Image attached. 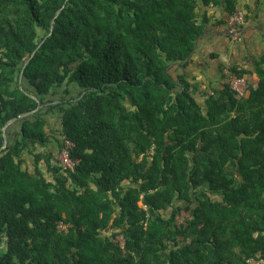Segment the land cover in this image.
<instances>
[{"label":"trees","instance_id":"obj_1","mask_svg":"<svg viewBox=\"0 0 264 264\" xmlns=\"http://www.w3.org/2000/svg\"><path fill=\"white\" fill-rule=\"evenodd\" d=\"M201 4L237 0H0V264L264 261V57L199 102Z\"/></svg>","mask_w":264,"mask_h":264},{"label":"crops","instance_id":"obj_2","mask_svg":"<svg viewBox=\"0 0 264 264\" xmlns=\"http://www.w3.org/2000/svg\"><path fill=\"white\" fill-rule=\"evenodd\" d=\"M237 7L245 12L246 21L242 36L232 40L227 33L229 15L225 8L222 5L201 4L197 18L204 23V32L197 39L187 63L172 64L170 72L173 78L184 76L191 83V89L199 102H203L212 90L223 87L222 64L245 69L248 84L256 83L255 64L264 57V0H237ZM44 118L49 134L52 138L57 137L60 130L58 112L50 111ZM6 129L10 138L18 130L14 124H9ZM25 160L32 169L31 156L26 155Z\"/></svg>","mask_w":264,"mask_h":264},{"label":"built area","instance_id":"obj_3","mask_svg":"<svg viewBox=\"0 0 264 264\" xmlns=\"http://www.w3.org/2000/svg\"><path fill=\"white\" fill-rule=\"evenodd\" d=\"M246 21L245 12L236 7L235 10L228 16L227 20V33L232 40L239 39L243 34V27ZM223 81L227 84L239 98L247 97L249 94V84L245 77L239 76L236 73L232 72L229 66H225L222 69ZM72 143L68 140L65 141V145L62 148L59 159L64 168L73 169L74 166L78 163V160H72L69 157V147ZM152 154V150L150 151ZM59 230L66 229L67 225L63 222H59L57 225ZM121 239V240H120ZM116 241L119 242V245L123 247V238L117 237ZM249 264H264V261L258 260L255 258H250L248 260Z\"/></svg>","mask_w":264,"mask_h":264},{"label":"water","instance_id":"obj_4","mask_svg":"<svg viewBox=\"0 0 264 264\" xmlns=\"http://www.w3.org/2000/svg\"><path fill=\"white\" fill-rule=\"evenodd\" d=\"M35 53V51L32 53V55ZM28 61H29V59H27L26 61H25V63H24V65H23V67H22V70H21V73H20V78H21V74H22V72H23V69L25 68V66H26V64L28 63ZM32 97H33V95H31ZM27 113H24V114H22V115H19V117H21V116H23V115H26ZM17 118H13L11 121H9V122H7L4 126H3V128H2V130H3V132H4V134H5V130H6V128H7V126L12 122V121H15Z\"/></svg>","mask_w":264,"mask_h":264},{"label":"rangeland","instance_id":"obj_5","mask_svg":"<svg viewBox=\"0 0 264 264\" xmlns=\"http://www.w3.org/2000/svg\"><path fill=\"white\" fill-rule=\"evenodd\" d=\"M57 120H58V118H57ZM121 240V239H120Z\"/></svg>","mask_w":264,"mask_h":264}]
</instances>
